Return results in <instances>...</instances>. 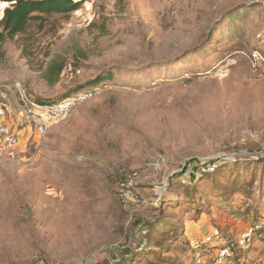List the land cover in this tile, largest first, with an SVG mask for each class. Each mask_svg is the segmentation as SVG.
<instances>
[{
    "label": "rangeland",
    "instance_id": "1",
    "mask_svg": "<svg viewBox=\"0 0 264 264\" xmlns=\"http://www.w3.org/2000/svg\"><path fill=\"white\" fill-rule=\"evenodd\" d=\"M80 1L3 45L22 139L0 151V264H194L208 236L263 233L264 0ZM76 91L92 95L43 136L21 117ZM263 238L245 264H264Z\"/></svg>",
    "mask_w": 264,
    "mask_h": 264
},
{
    "label": "built area",
    "instance_id": "2",
    "mask_svg": "<svg viewBox=\"0 0 264 264\" xmlns=\"http://www.w3.org/2000/svg\"><path fill=\"white\" fill-rule=\"evenodd\" d=\"M4 3L5 1L0 0V21L4 18L5 9L7 8ZM259 54L261 53L259 52ZM91 95L88 91H77L71 96L52 104L26 101V107L21 110V117L34 126L38 135L43 136L47 134L54 123L61 122L70 115L76 102L86 100ZM21 139L20 131L10 122L4 104L0 103V151H13L20 144ZM166 163L167 158L160 154L156 162L150 160L144 168H163ZM118 178L120 196L125 204L127 206L142 204L144 201L139 199L131 190L142 181L140 171L121 168L118 171ZM263 234L262 224L254 223L241 233L237 241L220 244L218 247L214 242H218L216 240L219 237L208 236L200 240L198 250L200 246H207L204 250H200L201 252L195 254L194 264H245L251 242L263 238ZM207 247L216 249L211 253H207L209 258L206 259L204 252L209 249Z\"/></svg>",
    "mask_w": 264,
    "mask_h": 264
},
{
    "label": "trees",
    "instance_id": "3",
    "mask_svg": "<svg viewBox=\"0 0 264 264\" xmlns=\"http://www.w3.org/2000/svg\"><path fill=\"white\" fill-rule=\"evenodd\" d=\"M9 2L0 21V63L5 58L4 43L27 30L31 22L42 20L52 13H69L77 10L80 0H2ZM62 67L59 68L60 73ZM53 80V79H51ZM77 92V91H76Z\"/></svg>",
    "mask_w": 264,
    "mask_h": 264
},
{
    "label": "crops",
    "instance_id": "4",
    "mask_svg": "<svg viewBox=\"0 0 264 264\" xmlns=\"http://www.w3.org/2000/svg\"><path fill=\"white\" fill-rule=\"evenodd\" d=\"M4 4H5L6 7H8L10 5L9 2H6V1H5Z\"/></svg>",
    "mask_w": 264,
    "mask_h": 264
},
{
    "label": "water",
    "instance_id": "5",
    "mask_svg": "<svg viewBox=\"0 0 264 264\" xmlns=\"http://www.w3.org/2000/svg\"><path fill=\"white\" fill-rule=\"evenodd\" d=\"M231 156V155H230ZM227 157H229V156H227Z\"/></svg>",
    "mask_w": 264,
    "mask_h": 264
}]
</instances>
